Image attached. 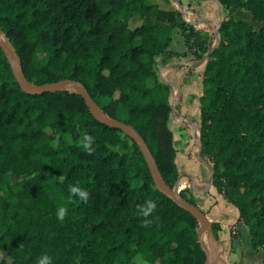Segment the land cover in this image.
<instances>
[{
  "label": "trees",
  "instance_id": "1",
  "mask_svg": "<svg viewBox=\"0 0 264 264\" xmlns=\"http://www.w3.org/2000/svg\"><path fill=\"white\" fill-rule=\"evenodd\" d=\"M217 1L226 11L214 41L179 1L0 0V29L28 82L80 81L104 114L141 135L172 188L182 170L166 122L170 84L157 78L154 62L177 52L176 28L195 57L205 54L196 157L257 249L264 244V0ZM237 8L260 24L235 18ZM84 135L95 139L91 155ZM9 171L27 177L13 184ZM76 184L87 202L69 192ZM178 194L196 204L189 189ZM147 201L156 209L143 227L139 207ZM197 226L154 185L128 134L98 121L73 89L22 90L0 47V250L13 264H37L45 254L52 264H133L136 255L145 264H202ZM209 228L215 237L219 224Z\"/></svg>",
  "mask_w": 264,
  "mask_h": 264
},
{
  "label": "crops",
  "instance_id": "2",
  "mask_svg": "<svg viewBox=\"0 0 264 264\" xmlns=\"http://www.w3.org/2000/svg\"><path fill=\"white\" fill-rule=\"evenodd\" d=\"M204 11L209 12L205 7ZM171 48L177 52L156 55L154 68L157 78L170 84L168 100L171 103V110L166 122L172 133L175 148L174 162L182 170L177 179V184L180 183L181 188H188L193 193L196 205L204 212L208 221H215L219 224L215 237L210 236L208 233L203 237L210 254L214 255L212 264H247L245 253L248 252L255 254L256 258L261 260L260 264H264V244L257 249L251 248L247 228L242 222L239 223L236 232L233 235L230 234L228 226L237 217L236 207L222 198L214 187L209 184V170L196 157L197 143L194 145L192 142L194 141V135L192 134L191 139H186L181 131H175V128H180L183 125L182 121L186 119L194 125L189 116H184V113L191 110L189 104L196 107L198 112L197 97L194 96V93H198L200 89L196 92L197 90L191 86L192 80L190 78L198 73L196 77L199 83L204 59L201 62L189 60V54L181 53L180 48L174 46H171ZM188 67L191 68L192 73L187 75L186 70H188ZM192 96L196 99V106L191 103ZM190 132L192 133L191 130ZM193 165L198 167L200 173L192 172ZM187 183H191V185L188 186ZM207 197L210 201H207Z\"/></svg>",
  "mask_w": 264,
  "mask_h": 264
},
{
  "label": "water",
  "instance_id": "3",
  "mask_svg": "<svg viewBox=\"0 0 264 264\" xmlns=\"http://www.w3.org/2000/svg\"><path fill=\"white\" fill-rule=\"evenodd\" d=\"M0 47L5 52L6 57L11 61L12 69L19 86L22 90L27 93H40L43 91H51L60 88H70L77 91L83 98L85 104L87 105L91 114L100 122L107 124L111 127L119 128L122 132L128 134L134 142L137 144L138 149L142 153L145 163L148 167L151 178L154 185L166 196L171 198L178 206L189 212L195 219L198 220V226L196 227L197 240L204 251V260L202 264H212L214 255L210 254L209 249L202 238V232L206 231L210 236H213L209 228V221L205 216L204 212L196 205L178 194L176 185L170 188L162 179L154 158L150 152V149L146 145L144 139L141 135L128 123L111 118L104 114L97 104L93 101L90 95L86 92L83 84L78 80H73L71 78H61L54 81L43 82L39 84H32L26 80L21 68L18 55L14 52L12 46L7 41L5 35L0 29ZM204 55L200 57L201 60L204 59ZM14 63V64H13ZM210 184V183H209Z\"/></svg>",
  "mask_w": 264,
  "mask_h": 264
},
{
  "label": "rangeland",
  "instance_id": "4",
  "mask_svg": "<svg viewBox=\"0 0 264 264\" xmlns=\"http://www.w3.org/2000/svg\"><path fill=\"white\" fill-rule=\"evenodd\" d=\"M153 1H156V2H159L162 4H168L170 6H174L175 2L179 1L180 5L178 7L182 10L183 15L186 18H188L189 20H191L194 24V27H196L202 34H204L207 37H210L211 39L213 38V41H214L213 31H214L215 23L222 17V15L226 11L225 7L217 0H196V1H192V0H153ZM204 7L209 11L208 13L204 11ZM233 16L235 18H243L249 22H252V24H254V25L260 24L259 21L253 20L250 17L249 12L247 10H245L244 8H237L234 11ZM204 18H208V19H204ZM171 46H174L176 48H180L184 53L189 54L190 55V57L188 58L189 60H198L199 62L202 61L200 58L195 57L193 55V53L191 52V50L188 49V47L183 42L182 37L180 36V34L176 28H174L172 30V40H171L170 47ZM199 62H197V63H199ZM187 69H188V70H186L187 73L185 72L187 75L189 73H192V71L190 70L191 69L190 67H188ZM196 75L198 76V73ZM196 75H194L192 78H190L189 76L188 77L190 78V80H192L191 86L195 90H197L196 92H198V89H201V82L199 81V83H198V79H197ZM199 92H200V90H199ZM198 93H194V96L197 97ZM191 103H193V106H196V104H195L196 99H194V97L192 98ZM189 106H190L189 109H191V110H189V112H185L184 116H186V115L189 116L190 120L193 121L194 125H192V122H189L188 119H186V120L182 121L183 125L180 128L179 127L175 128V131H181V133L184 134V137L186 139H191L192 134H193L194 135L193 136L194 141H192V142L195 145L198 141L196 138L197 123H198V112L196 110V107H192L191 104H189ZM184 126H186L188 128H185ZM190 130L192 131V133L190 132ZM192 172L193 173H200V170L198 169V167L193 165L192 166ZM8 175H9L11 183H13V184L18 183L21 179L27 177V175H25V174H15L11 171L8 172ZM187 185L190 186L191 183H187ZM182 188H185V187H182ZM182 188H181L180 183H179L176 189L179 191ZM186 189H188V188H186ZM207 201H210V199L208 197H207ZM229 227H230V225L228 226V230L230 232ZM246 231H247V229H246ZM205 234H206V231H203L202 232V238L204 237ZM203 240H204V238H203ZM0 258H4L9 264H13L10 261L9 257L7 256L6 252L3 250H0ZM245 260H246L247 264H260V262H261L260 259L256 258L255 254L250 253V252L245 253ZM132 263L133 264H145V261L136 255L132 258ZM154 264H158V262H156Z\"/></svg>",
  "mask_w": 264,
  "mask_h": 264
},
{
  "label": "clouds",
  "instance_id": "5",
  "mask_svg": "<svg viewBox=\"0 0 264 264\" xmlns=\"http://www.w3.org/2000/svg\"><path fill=\"white\" fill-rule=\"evenodd\" d=\"M95 142L94 137L89 135H84L82 138V147L89 155H91L94 152V149L92 148L93 143ZM69 192L72 196H78L81 201L87 202L89 199V193L81 188L79 184L71 185L69 187ZM156 209V203L154 201H147L145 205L139 207L140 214L145 217V220L142 224L143 227H149L151 224V221L147 219V217L151 216L152 213ZM67 215V209L65 207H60L57 210V219L63 222ZM37 264H52L51 257L48 255H42L38 258Z\"/></svg>",
  "mask_w": 264,
  "mask_h": 264
},
{
  "label": "built area",
  "instance_id": "6",
  "mask_svg": "<svg viewBox=\"0 0 264 264\" xmlns=\"http://www.w3.org/2000/svg\"><path fill=\"white\" fill-rule=\"evenodd\" d=\"M177 186H178V184H177ZM177 188V187H176ZM178 191V190H177ZM242 221H241V219H235L231 224H230V227H229V229H230V233L231 234H233V233H235L236 232V230H237V227H238V225H239V223H241Z\"/></svg>",
  "mask_w": 264,
  "mask_h": 264
},
{
  "label": "bare ground",
  "instance_id": "7",
  "mask_svg": "<svg viewBox=\"0 0 264 264\" xmlns=\"http://www.w3.org/2000/svg\"><path fill=\"white\" fill-rule=\"evenodd\" d=\"M14 64V63H13Z\"/></svg>",
  "mask_w": 264,
  "mask_h": 264
}]
</instances>
